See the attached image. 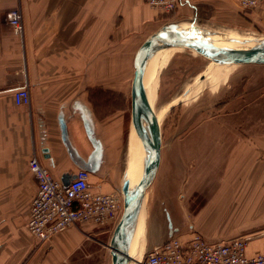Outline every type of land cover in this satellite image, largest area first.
I'll return each mask as SVG.
<instances>
[{
    "label": "crops",
    "instance_id": "crops-1",
    "mask_svg": "<svg viewBox=\"0 0 264 264\" xmlns=\"http://www.w3.org/2000/svg\"><path fill=\"white\" fill-rule=\"evenodd\" d=\"M15 6L22 12L20 33L3 20L4 12ZM167 22L205 28L248 24L264 31V0L246 11L236 0H180L168 13L144 0H0V264L78 263L73 254L86 242L89 228H97L92 224L70 227L50 241L38 242L26 227L37 188L28 167L30 157L36 156L60 181L65 172L79 169L62 142L59 113L72 146L84 160L93 150L84 118L90 120L100 142L97 167L89 171L93 190L115 191L123 199L124 173L131 181L140 175L138 155L137 164H131L123 148L126 117L132 130L133 58L140 44ZM20 87L29 89L28 105L13 100V91ZM130 139L131 133L128 156L135 151ZM166 158L154 185L163 162L160 154L149 186L154 189L145 201L146 190L142 212H156L155 205L163 206L172 223V209L192 212L194 208L186 228L180 232L172 226L170 237L187 239L197 231L215 240L246 231L245 253H264V145H232L220 184L206 199L197 197L191 204L187 199L188 206L175 192L169 196V191L178 189L175 176L185 171L180 162L173 164ZM167 234L168 230L163 240Z\"/></svg>",
    "mask_w": 264,
    "mask_h": 264
},
{
    "label": "rangeland",
    "instance_id": "rangeland-1",
    "mask_svg": "<svg viewBox=\"0 0 264 264\" xmlns=\"http://www.w3.org/2000/svg\"><path fill=\"white\" fill-rule=\"evenodd\" d=\"M195 27L205 28L202 25ZM206 29L222 35L264 36V31L248 24L231 28L211 25ZM216 38L218 45L232 44L219 36ZM232 45L239 47L237 43ZM155 55L147 61L144 72L146 92L161 129L163 162L154 185L166 157L173 164L180 162L185 172L175 176L178 189L168 193L172 196L175 192L188 206L187 199L190 198L189 204L197 197L206 199L220 184L225 157L232 145H264V64H213L194 50L180 47H168ZM201 74L204 78L198 81ZM188 88L187 94L183 95ZM124 127L125 157L132 160L131 164H137L136 156L141 149L135 150L132 156L129 154L130 158L127 154L131 133L127 117ZM136 168L138 166L129 167L130 170ZM154 185L148 189L145 201L151 197ZM162 208L155 205L156 212H142L137 219L130 247L135 262L166 236L168 222ZM169 213L171 228L178 227L180 232L193 214L175 209ZM114 226L89 228L85 233L86 242L73 254L74 261H79L73 264H111L107 245Z\"/></svg>",
    "mask_w": 264,
    "mask_h": 264
},
{
    "label": "built area",
    "instance_id": "built-area-1",
    "mask_svg": "<svg viewBox=\"0 0 264 264\" xmlns=\"http://www.w3.org/2000/svg\"><path fill=\"white\" fill-rule=\"evenodd\" d=\"M150 7L163 12L174 11L180 0H144ZM243 11L255 9L261 0H236ZM3 20L16 33L22 30V12L17 6L6 10ZM16 104L28 105V87L13 91ZM29 170L37 180V188L30 202L26 227L38 242H47L70 227L92 224L106 228L119 220L123 199L118 192L93 190L90 173L75 171V177L64 186L34 155L28 161ZM248 233L228 239L207 240L195 231L187 239L172 236L167 241L147 250L136 264H264V253H245Z\"/></svg>",
    "mask_w": 264,
    "mask_h": 264
},
{
    "label": "water",
    "instance_id": "water-1",
    "mask_svg": "<svg viewBox=\"0 0 264 264\" xmlns=\"http://www.w3.org/2000/svg\"><path fill=\"white\" fill-rule=\"evenodd\" d=\"M196 29L200 31L197 32ZM206 33L214 34V32L206 28H199L193 25L183 26L177 22H167L151 33L135 52L133 58V76L130 86L131 127L141 142L145 166L135 184L131 183L128 172L124 173L121 184L123 195L122 211L107 245L111 264H130L134 259L133 254L130 252L134 226L142 213L145 192L152 184L160 162L161 129L159 119L147 97L144 85V72L147 61L161 49L180 47L194 50L213 64H264V36H257L252 39H236L239 43V48H228L215 44L206 36ZM203 78L204 74H201L198 81ZM189 89L183 95H186ZM58 122L62 142L78 168L94 171L101 153V145L93 134L90 120L87 118L83 119L87 136L93 145L92 152L85 160L76 153L68 138L66 121L62 112L58 115ZM145 125L149 135L147 134ZM74 177L75 173L65 172L62 175L61 182L66 186ZM166 219L168 222V234L163 242L170 238L173 231L170 218L167 214Z\"/></svg>",
    "mask_w": 264,
    "mask_h": 264
},
{
    "label": "bare ground",
    "instance_id": "bare-ground-1",
    "mask_svg": "<svg viewBox=\"0 0 264 264\" xmlns=\"http://www.w3.org/2000/svg\"><path fill=\"white\" fill-rule=\"evenodd\" d=\"M216 36H219L221 38H224V40L226 41H230L232 44L233 43H237L239 44L236 39H252L250 37H246V36H243V35H238V34H235V35H230V34H214ZM207 37L209 36V38L215 43L217 44V40H219L218 38H216V36H213V34H208L206 35ZM227 45V46H224V47H228V48H239V47H236L234 45ZM218 45V44H217ZM221 46V45H220ZM165 49V48H164ZM164 49H161L159 50L160 52L163 51ZM146 66V65H145ZM144 85H145V80H144ZM148 97V95H147ZM149 99V98H148ZM145 128L147 129L146 125H145ZM147 134L149 135V132H148V129H147ZM130 145L132 147V150H137L139 151L140 149V153L138 154V164H140L141 166V170H139V174H141V172L143 171L144 169V166H145V161H144V151H143V148L141 146V142L139 140V138L137 137V135L135 134V131L134 129L132 128L131 130V139H130ZM130 147V148H131ZM140 176V175H139ZM139 176L134 180V181H131V178L129 177V174H128V177L131 181L132 184H135V182L138 180ZM135 227V226H134ZM137 227V226H136Z\"/></svg>",
    "mask_w": 264,
    "mask_h": 264
},
{
    "label": "trees",
    "instance_id": "trees-1",
    "mask_svg": "<svg viewBox=\"0 0 264 264\" xmlns=\"http://www.w3.org/2000/svg\"><path fill=\"white\" fill-rule=\"evenodd\" d=\"M191 211H192V212H194V211H195V209H194V208H191Z\"/></svg>",
    "mask_w": 264,
    "mask_h": 264
}]
</instances>
